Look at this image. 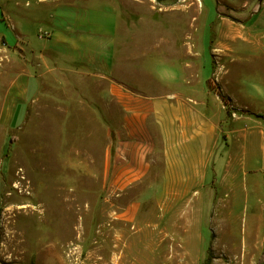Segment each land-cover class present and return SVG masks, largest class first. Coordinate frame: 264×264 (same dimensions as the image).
Returning a JSON list of instances; mask_svg holds the SVG:
<instances>
[{
	"label": "rangeland",
	"instance_id": "1",
	"mask_svg": "<svg viewBox=\"0 0 264 264\" xmlns=\"http://www.w3.org/2000/svg\"><path fill=\"white\" fill-rule=\"evenodd\" d=\"M23 1L0 0V16L6 10H20ZM94 1L101 9H111L103 0ZM110 1L122 9L120 50L136 52L127 65L128 70L135 67L136 75L130 73L128 81L145 94L153 95L157 85L183 89L185 77L207 84L217 94L215 62L226 68L225 73L218 72L223 83L230 78L242 86L261 84L249 50L242 51L237 64L215 60L214 54L218 43L229 46L219 39L228 33L224 20L258 26L257 33L264 32V0ZM0 32L8 43L6 33L11 29L0 22ZM2 47L3 43L0 264H258L264 255V182L257 171L246 183L232 140L222 158H214V185L200 189L196 202L157 204L153 195L157 188L145 186L112 193L104 186L107 130L95 121L93 108L89 124L70 123L63 119L77 108L62 106L58 92L45 90L44 83L25 97L21 52L13 55ZM194 52L200 53V60L192 58ZM161 59L179 70L171 84L153 71ZM255 101L262 103L260 98ZM263 108L262 104L259 109ZM82 114H87L85 109ZM88 128L89 156L84 136ZM226 131L223 124L220 133ZM250 156L253 169H261L255 146Z\"/></svg>",
	"mask_w": 264,
	"mask_h": 264
},
{
	"label": "crops",
	"instance_id": "2",
	"mask_svg": "<svg viewBox=\"0 0 264 264\" xmlns=\"http://www.w3.org/2000/svg\"><path fill=\"white\" fill-rule=\"evenodd\" d=\"M103 1L111 9H101L94 0L23 1L20 10H6L0 16V22L12 31L6 33L11 45L1 32L0 44L13 55L21 52L25 97L41 90L44 83L45 90L58 92L62 106L77 108L63 119L70 123L89 124V108H93L95 121L107 130L104 186L112 193H126L137 186L157 188L153 192L157 204L196 202L200 189L214 185V158H222L230 140L246 183L248 175L257 171L264 182V108L259 109L264 96L230 78L223 83L218 72L225 73L226 68L216 62L212 76L228 105L207 84L189 82L186 77L183 89L157 85L153 95L145 94L128 81L130 73L136 75L135 67L127 69L136 52L119 48L122 9L113 1ZM224 23L228 33L219 39L229 46L218 43L214 59L237 64L242 51L249 50L254 75L262 77L259 86L264 89V32L257 33L258 26L251 24ZM200 57L194 52L192 58ZM223 124L227 131L222 135ZM84 136L89 156V128ZM253 146L263 162L261 169H253ZM231 164L228 161L230 168ZM85 171L89 180L88 161Z\"/></svg>",
	"mask_w": 264,
	"mask_h": 264
},
{
	"label": "clouds",
	"instance_id": "3",
	"mask_svg": "<svg viewBox=\"0 0 264 264\" xmlns=\"http://www.w3.org/2000/svg\"><path fill=\"white\" fill-rule=\"evenodd\" d=\"M153 71L163 83L171 84L177 79L179 70L175 66L169 64L166 60L161 59L155 63ZM251 88L255 94L264 96V89L259 85L252 84Z\"/></svg>",
	"mask_w": 264,
	"mask_h": 264
},
{
	"label": "trees",
	"instance_id": "4",
	"mask_svg": "<svg viewBox=\"0 0 264 264\" xmlns=\"http://www.w3.org/2000/svg\"><path fill=\"white\" fill-rule=\"evenodd\" d=\"M217 96L225 105H228V99H226L220 91H217ZM258 264H264V255L260 258Z\"/></svg>",
	"mask_w": 264,
	"mask_h": 264
},
{
	"label": "bare ground",
	"instance_id": "5",
	"mask_svg": "<svg viewBox=\"0 0 264 264\" xmlns=\"http://www.w3.org/2000/svg\"><path fill=\"white\" fill-rule=\"evenodd\" d=\"M194 8V7H193ZM239 253V252H238ZM238 263V262H237Z\"/></svg>",
	"mask_w": 264,
	"mask_h": 264
}]
</instances>
